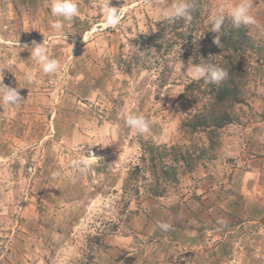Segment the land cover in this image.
<instances>
[{"label":"rangeland","instance_id":"rangeland-1","mask_svg":"<svg viewBox=\"0 0 264 264\" xmlns=\"http://www.w3.org/2000/svg\"><path fill=\"white\" fill-rule=\"evenodd\" d=\"M238 2L204 0L206 29L220 6ZM76 3L79 18L61 20L57 33L51 0H0V69L12 70L3 82L24 99L0 105V264H264L263 172L254 155L264 128V0H250L255 48L240 58L248 69L234 123L197 132L185 121L208 99L200 90L179 98L193 80L188 64L172 61L176 49L169 62L153 52L142 64L139 39L173 0H110L123 8L116 29L104 27L108 0ZM42 32L61 64L52 74L27 49L43 42ZM121 55L142 60L126 71ZM126 113L149 119L150 132L129 128ZM153 144L168 153L157 175ZM78 155L94 161L85 174L76 172L75 183L53 178L75 172ZM164 165L177 168L178 182Z\"/></svg>","mask_w":264,"mask_h":264},{"label":"trees","instance_id":"trees-1","mask_svg":"<svg viewBox=\"0 0 264 264\" xmlns=\"http://www.w3.org/2000/svg\"><path fill=\"white\" fill-rule=\"evenodd\" d=\"M190 2L191 20L178 19L173 23L159 21L157 26L151 29V34L139 39L140 50H147L142 64H146L153 52L156 53V60L169 62L168 58L172 57L169 56V52L175 48L172 61H183L186 64L209 63L227 70L228 77L221 84L205 83L203 79L192 81L179 96L180 99H184L188 90H200L208 99L201 108L186 118L185 125L191 128L192 132L210 128L219 129L234 123L232 108L236 103L243 102L241 87L248 67L241 63L240 58L249 54L255 48V43L247 26L236 28L230 19H226L219 33L220 45L215 44L214 38L218 33L207 30L204 24V0H190ZM218 52L223 54L219 56ZM141 60L142 55L127 58L121 55L120 58L126 71H130L135 64L141 63ZM165 71L167 72L166 69ZM197 99L193 98V100ZM148 151L151 167L155 172L157 159H163L168 153L166 150L161 151L154 144L148 146ZM135 169L137 172L141 170L140 166ZM162 173L172 181L178 182L175 166L164 165Z\"/></svg>","mask_w":264,"mask_h":264},{"label":"clouds","instance_id":"clouds-1","mask_svg":"<svg viewBox=\"0 0 264 264\" xmlns=\"http://www.w3.org/2000/svg\"><path fill=\"white\" fill-rule=\"evenodd\" d=\"M101 7L105 17L104 27L108 29H116L117 26H120L123 8L110 6V0H108L106 5H102ZM191 7L190 0H173V3L170 6L164 7L160 10L159 21H165L167 23H173L178 19L189 21L191 20ZM250 8V0H239L238 3L230 7L224 5L220 6L217 12L211 17V27L209 28L212 32L218 33L214 38V43L220 45L219 33L221 32L226 19H230L232 25L236 28L255 24L256 21L250 13ZM51 14L60 18L50 25L53 30L59 33L64 27L61 20L73 21L74 19L79 18V7L76 0H51ZM44 37L42 43L32 41L31 46L27 45V49L30 51L31 59L40 66L43 73L52 74L60 69L61 64L59 60L52 57L51 52L49 51L48 44L50 37H46L45 34ZM83 39L85 40L84 37ZM4 69L11 70V68L5 67L0 69V73H2V77H0V105H19L23 103L24 99L20 94L19 88L11 87L3 82ZM183 72L193 81L203 79L205 83L216 85L221 84L228 77L227 70L209 63L188 64L186 71ZM27 80L29 83L34 82L30 74L27 76ZM19 87L23 88L20 85ZM123 119L129 128L136 130L139 134L150 132L151 121L143 115L126 113L124 114ZM93 164L94 161L92 159L85 155H78L71 161L70 165L76 170L75 172L61 173L57 171L53 172L52 176L53 178L64 176L69 183H75L76 172L83 175L93 166ZM218 222L225 223L223 220H219ZM158 227L160 230L167 232L171 229L172 225L165 222H159Z\"/></svg>","mask_w":264,"mask_h":264},{"label":"crops","instance_id":"crops-1","mask_svg":"<svg viewBox=\"0 0 264 264\" xmlns=\"http://www.w3.org/2000/svg\"><path fill=\"white\" fill-rule=\"evenodd\" d=\"M262 127H264V123L261 125ZM257 139H259L258 141H259V145H257L256 146V148H257V153L259 154V155H257L256 153L254 154L255 155V157H256V159H258V161H259V163L257 164V166H258V168L256 169V170H258V173L259 172H263V173H260L258 176L259 177H262V182L263 183H260V184H258V189H260L261 191L263 190V192H264V128L263 129H261V130H258V132H257ZM257 139H255L253 142H257ZM254 150H256V149H254ZM248 154H250V153H248ZM260 166V167H259ZM239 170V169H238ZM242 170V169H241ZM241 170H239L240 172H241ZM245 177V175H243V178ZM245 180V182L247 183L248 181L246 180V178L244 179ZM243 180V181H244ZM252 184V183H251ZM242 185V184H241ZM242 187L243 188H246L247 187V190H248V187L249 186H243L242 185ZM249 201V200H248Z\"/></svg>","mask_w":264,"mask_h":264}]
</instances>
